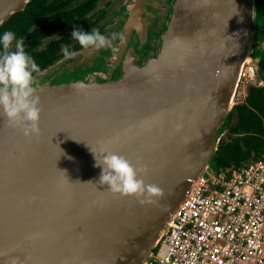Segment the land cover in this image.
<instances>
[{"label":"water","instance_id":"1","mask_svg":"<svg viewBox=\"0 0 264 264\" xmlns=\"http://www.w3.org/2000/svg\"><path fill=\"white\" fill-rule=\"evenodd\" d=\"M29 1L0 0V25ZM257 14V0H177L145 65L115 82L36 88L38 133L0 115V264H145L212 169ZM92 148L145 165V185L161 192L113 193Z\"/></svg>","mask_w":264,"mask_h":264},{"label":"flooded vegetation","instance_id":"2","mask_svg":"<svg viewBox=\"0 0 264 264\" xmlns=\"http://www.w3.org/2000/svg\"><path fill=\"white\" fill-rule=\"evenodd\" d=\"M177 0H30L0 25V33L12 30L41 71L34 73L37 88L77 82L109 83L120 80L130 62L145 65L163 46V33ZM264 21V15H261ZM73 27L106 36L124 33L109 47L85 49L74 41ZM255 46L264 49L263 30ZM15 41H13L14 50ZM61 44L75 54L65 57ZM263 48V49H261Z\"/></svg>","mask_w":264,"mask_h":264},{"label":"built area","instance_id":"3","mask_svg":"<svg viewBox=\"0 0 264 264\" xmlns=\"http://www.w3.org/2000/svg\"><path fill=\"white\" fill-rule=\"evenodd\" d=\"M263 86L249 57L232 105ZM145 264H264V151L238 167L198 176Z\"/></svg>","mask_w":264,"mask_h":264},{"label":"clouds","instance_id":"4","mask_svg":"<svg viewBox=\"0 0 264 264\" xmlns=\"http://www.w3.org/2000/svg\"><path fill=\"white\" fill-rule=\"evenodd\" d=\"M70 36L85 49L109 47L113 51V40L117 37L124 39L123 32L106 36L96 28L87 31L73 27ZM60 50L65 57L75 54L68 44H61ZM40 71L35 58L25 51L23 41L15 38L14 31L5 30L0 33V115L6 117L10 126L20 127L25 135L39 132L42 109L34 73ZM92 151L95 166L101 168L98 182L107 184V188L113 193L135 195L143 200L151 199L153 195L161 192L158 185H145L140 175V172L145 171V165H134L127 157L117 152L101 149L102 154L97 155L95 149L92 148Z\"/></svg>","mask_w":264,"mask_h":264},{"label":"trees","instance_id":"5","mask_svg":"<svg viewBox=\"0 0 264 264\" xmlns=\"http://www.w3.org/2000/svg\"><path fill=\"white\" fill-rule=\"evenodd\" d=\"M261 5L264 7V0H257V6ZM252 56L258 64L259 77L264 80V49L255 46ZM226 131L211 164L212 169L238 167L264 151V85L248 87L245 101L233 106Z\"/></svg>","mask_w":264,"mask_h":264},{"label":"rangeland","instance_id":"6","mask_svg":"<svg viewBox=\"0 0 264 264\" xmlns=\"http://www.w3.org/2000/svg\"><path fill=\"white\" fill-rule=\"evenodd\" d=\"M263 5H261V7H258L257 6V10H258V14H257V17H256V26H257V29H256V32H255V37H254V40L258 38V34H259V31H258V28H261L264 32V21L261 20V13L263 12L264 10V7H262ZM261 11V12H260ZM264 13V12H263ZM263 39H264V33H263ZM227 132V131H226ZM226 132L224 133V135L226 134ZM222 135V136H224Z\"/></svg>","mask_w":264,"mask_h":264}]
</instances>
